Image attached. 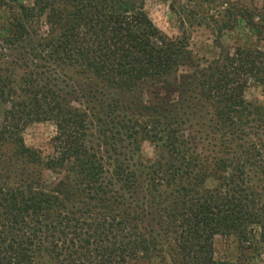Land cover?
Returning a JSON list of instances; mask_svg holds the SVG:
<instances>
[{
    "label": "trees",
    "instance_id": "trees-1",
    "mask_svg": "<svg viewBox=\"0 0 264 264\" xmlns=\"http://www.w3.org/2000/svg\"><path fill=\"white\" fill-rule=\"evenodd\" d=\"M7 1L0 148L38 162L22 132L52 122L47 165L67 176L53 196L13 158L0 162V264H132L164 248L171 264H238L214 259V238L230 235L245 249L257 237L264 254V105L244 99L251 81L264 86V50L236 48L178 76L188 44L158 30L145 0ZM242 18L264 43V15ZM155 86L165 99L153 105L118 98ZM141 142L159 157L137 173L127 154Z\"/></svg>",
    "mask_w": 264,
    "mask_h": 264
},
{
    "label": "rangeland",
    "instance_id": "rangeland-1",
    "mask_svg": "<svg viewBox=\"0 0 264 264\" xmlns=\"http://www.w3.org/2000/svg\"><path fill=\"white\" fill-rule=\"evenodd\" d=\"M26 7L33 4V0H16ZM7 4H11L10 0ZM144 11L151 22L168 38L173 40L185 39L188 44L189 60L181 67L179 75H191L197 70L206 68L209 64L219 60L227 54H232L236 48L261 49L264 43L256 35L254 29L242 18L246 14L252 16L254 24L259 23L260 16L264 15V0H145ZM37 19L39 30L48 32V13ZM242 15V16H241ZM13 15L9 8H0V37L13 26ZM0 38V46H2ZM147 92L138 95H119L128 106H141L144 100L151 105L164 100V92L159 86L147 87ZM78 95H73L69 101L74 107H82ZM246 102L261 106L264 105V86L253 81L249 83L244 93ZM73 100H78L77 103ZM132 104V105H131ZM55 126L52 122L29 124L22 132L24 145L35 150L40 161L28 162L22 158L12 144H5L0 148V162L13 158L18 171L29 177L35 188L57 196L55 193L61 190V183L67 176L66 167L50 168L48 160L54 156L52 138L55 135ZM138 151L128 153L127 157L132 169L137 173H143V164H151L157 161L159 152L149 142H141L137 145ZM24 157V156H23ZM10 184H17V180L11 177ZM212 179H207L206 187H215ZM256 236V235H255ZM252 243L244 248L235 235L216 236L213 241L214 259L238 264H263L264 254L257 241V237L251 239ZM248 246V245H247ZM165 253L155 254L145 260L143 258L132 264H171L167 249ZM166 256V257H165ZM38 264H50L46 257L38 260Z\"/></svg>",
    "mask_w": 264,
    "mask_h": 264
}]
</instances>
